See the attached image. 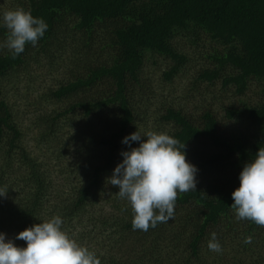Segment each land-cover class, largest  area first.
<instances>
[{
  "label": "trees",
  "instance_id": "obj_1",
  "mask_svg": "<svg viewBox=\"0 0 264 264\" xmlns=\"http://www.w3.org/2000/svg\"><path fill=\"white\" fill-rule=\"evenodd\" d=\"M16 8L43 18L48 29L15 59L0 47V192L6 194L0 225L10 226L0 232L14 239L59 215L64 230L102 264H209L212 233L223 250L260 258L264 227L238 220L230 207L244 165L264 148V99L225 110L228 119L241 113L247 122L229 133L214 105L199 114L168 105L161 119L142 122L147 114L140 104L148 107L156 95L148 86L147 57L171 61L163 75L169 82L190 62L176 47L181 39L211 48L207 56L215 64L198 73V83L222 81L221 90L235 88L238 95L259 83L264 96V0H0V16ZM7 33L0 26V45ZM32 66L48 67L56 79L30 104L42 154L29 148L9 97L22 81L29 91L38 89ZM140 125L186 144L188 161L204 176L196 189L178 193L173 219L147 232L133 230L130 204L106 182L128 150L123 138ZM76 228L77 234L69 232ZM16 244L26 247L22 240Z\"/></svg>",
  "mask_w": 264,
  "mask_h": 264
},
{
  "label": "clouds",
  "instance_id": "obj_2",
  "mask_svg": "<svg viewBox=\"0 0 264 264\" xmlns=\"http://www.w3.org/2000/svg\"><path fill=\"white\" fill-rule=\"evenodd\" d=\"M0 26L8 30L0 47H7L13 59L25 52L26 45L35 47L48 29L43 18L24 8L5 11ZM134 142L139 146L132 147ZM122 144L128 150L121 152L122 162L106 182L117 187L116 194L130 204L133 230L147 232L173 219L178 193L196 189L198 169L187 159L186 144L165 132L141 135L138 130L124 137ZM239 180L230 208L238 220L264 227V148H259L254 159L244 165ZM5 195L0 192V197ZM63 223L57 215L26 228L14 239L0 232V264H102L95 251L64 230ZM251 239L247 237L245 243H251ZM16 240L25 241L26 247L18 246ZM208 248L216 253L223 251L216 233L211 234Z\"/></svg>",
  "mask_w": 264,
  "mask_h": 264
},
{
  "label": "rangeland",
  "instance_id": "obj_3",
  "mask_svg": "<svg viewBox=\"0 0 264 264\" xmlns=\"http://www.w3.org/2000/svg\"><path fill=\"white\" fill-rule=\"evenodd\" d=\"M1 9L3 10V5L1 6ZM176 42V47L190 57V62L183 69V73L181 72V74L173 81L169 82L163 78L164 72L168 70L171 65V61H168L169 59L163 57H147V59H150L146 62L145 67V72L147 78L149 79L148 86L150 87V90H154V92H156V95L152 104L148 105L146 103L148 107L143 108L142 103L140 104L142 110L147 114L146 118L142 122H147L148 119L151 120V117L152 120L160 118L166 113L165 109L168 105L174 106L175 109H182L194 114H199L200 112H203L207 106L214 105L211 107L212 111L219 117L221 129L223 131L229 133L231 131L236 132L237 130H244V124H247V122L242 118L241 113L237 114V116L233 119H228L225 110H244L246 106L262 101L264 99L262 93L263 84L260 85L259 83H253L247 93L244 95H238L235 88H232L233 90L231 89L229 91L221 90L222 81H220V83L218 82L217 85L210 87L209 84L201 82L198 83L196 81L198 73L203 69L213 67L215 64L207 56L209 52H211L210 46H208L207 43L204 46L192 47L184 39L176 40ZM206 46H208V48H206ZM29 70L33 76H37L36 82L38 89L33 87V90L29 91L26 88L27 83L22 81V83L18 86L20 91L17 92L14 90L10 92L9 97L11 102L16 105L15 108L19 111V121L23 130L27 134L29 148L36 154H42V150L40 151V146L38 145L39 142L35 141L37 138V131L33 126L32 120V110L35 108V104L33 107L30 106V104L34 103L32 101L39 98L40 91L45 85H52V82H55L56 79H52V77L47 75L49 72L48 67L41 69L36 66H32ZM60 74L61 73L55 77L60 79ZM200 84H202L203 87L198 88L197 86ZM172 102H174L175 105H171ZM162 128H165L164 123ZM138 130L141 135L149 131L159 132V129L148 130L144 126L141 127V125L136 131ZM251 130H253L252 127ZM198 179H204L201 172H197L196 174V182L199 181ZM1 225L5 224L2 223ZM1 225L0 227H3ZM5 226L6 228L10 227L8 224ZM78 231V228L69 230V232L75 234H77ZM229 242L230 241H227L228 246H230ZM249 256L250 254H240L236 250H233V248L229 247L221 253L212 251L209 253L206 252L205 259L209 264H214V262L216 264H234L235 262L238 263L235 259L239 258L242 259L243 263L246 261V264H254L257 262L259 264H264V251L262 252L260 258L257 255L254 256V258Z\"/></svg>",
  "mask_w": 264,
  "mask_h": 264
}]
</instances>
